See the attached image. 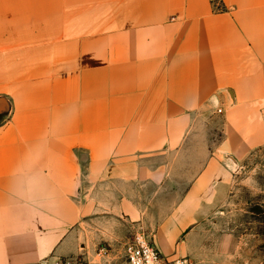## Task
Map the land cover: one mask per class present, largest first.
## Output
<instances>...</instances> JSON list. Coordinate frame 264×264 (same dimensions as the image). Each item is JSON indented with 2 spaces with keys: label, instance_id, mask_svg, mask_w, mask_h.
I'll return each instance as SVG.
<instances>
[{
  "label": "crops",
  "instance_id": "crops-1",
  "mask_svg": "<svg viewBox=\"0 0 264 264\" xmlns=\"http://www.w3.org/2000/svg\"><path fill=\"white\" fill-rule=\"evenodd\" d=\"M263 148L264 0H0V264L188 258Z\"/></svg>",
  "mask_w": 264,
  "mask_h": 264
},
{
  "label": "rangeland",
  "instance_id": "rangeland-1",
  "mask_svg": "<svg viewBox=\"0 0 264 264\" xmlns=\"http://www.w3.org/2000/svg\"><path fill=\"white\" fill-rule=\"evenodd\" d=\"M232 174L226 201L179 242H191L193 254H183L191 264H264V148L239 162ZM81 263L89 264L81 258L70 264Z\"/></svg>",
  "mask_w": 264,
  "mask_h": 264
},
{
  "label": "built area",
  "instance_id": "built-area-1",
  "mask_svg": "<svg viewBox=\"0 0 264 264\" xmlns=\"http://www.w3.org/2000/svg\"><path fill=\"white\" fill-rule=\"evenodd\" d=\"M124 264H191V262L188 258L173 260L164 256L150 235L140 229L125 244Z\"/></svg>",
  "mask_w": 264,
  "mask_h": 264
}]
</instances>
